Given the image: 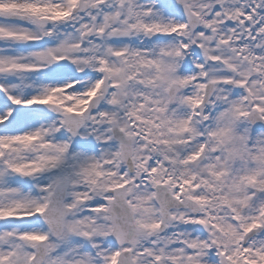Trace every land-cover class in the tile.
Instances as JSON below:
<instances>
[{"label":"snow or ice","instance_id":"6c2138e0","mask_svg":"<svg viewBox=\"0 0 264 264\" xmlns=\"http://www.w3.org/2000/svg\"><path fill=\"white\" fill-rule=\"evenodd\" d=\"M0 264H264V0H0Z\"/></svg>","mask_w":264,"mask_h":264}]
</instances>
